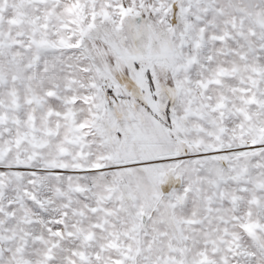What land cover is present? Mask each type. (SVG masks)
<instances>
[{
	"label": "snow or ice",
	"instance_id": "obj_1",
	"mask_svg": "<svg viewBox=\"0 0 264 264\" xmlns=\"http://www.w3.org/2000/svg\"><path fill=\"white\" fill-rule=\"evenodd\" d=\"M0 264H264V0H0Z\"/></svg>",
	"mask_w": 264,
	"mask_h": 264
}]
</instances>
